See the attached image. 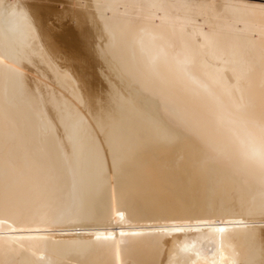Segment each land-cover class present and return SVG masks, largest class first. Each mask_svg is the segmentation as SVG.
I'll use <instances>...</instances> for the list:
<instances>
[{"label":"bare ground","instance_id":"6f19581e","mask_svg":"<svg viewBox=\"0 0 264 264\" xmlns=\"http://www.w3.org/2000/svg\"><path fill=\"white\" fill-rule=\"evenodd\" d=\"M63 9L0 0V264H264V0Z\"/></svg>","mask_w":264,"mask_h":264},{"label":"rangeland","instance_id":"374dc122","mask_svg":"<svg viewBox=\"0 0 264 264\" xmlns=\"http://www.w3.org/2000/svg\"><path fill=\"white\" fill-rule=\"evenodd\" d=\"M67 1L68 0H29V2L47 15V22L54 27L57 32L74 24L69 18L68 13H61L64 10L63 8L67 5Z\"/></svg>","mask_w":264,"mask_h":264},{"label":"clouds","instance_id":"9594fccd","mask_svg":"<svg viewBox=\"0 0 264 264\" xmlns=\"http://www.w3.org/2000/svg\"><path fill=\"white\" fill-rule=\"evenodd\" d=\"M251 162L264 171V125L251 137Z\"/></svg>","mask_w":264,"mask_h":264}]
</instances>
